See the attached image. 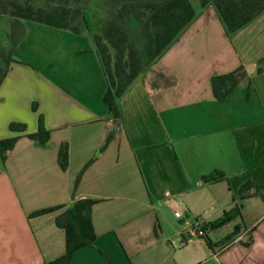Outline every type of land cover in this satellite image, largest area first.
I'll return each instance as SVG.
<instances>
[{
    "label": "crops",
    "instance_id": "0c3cea01",
    "mask_svg": "<svg viewBox=\"0 0 264 264\" xmlns=\"http://www.w3.org/2000/svg\"><path fill=\"white\" fill-rule=\"evenodd\" d=\"M197 12L119 99L118 119L104 100L106 76L95 46L82 42L86 36L25 22L26 35L0 86V139L18 137L5 162L0 156V264H49L64 255L66 233L56 224L62 210L31 215L70 204L76 177L95 156L76 199L99 200L91 209L96 240L75 250L70 264L264 262L259 195L241 201L242 220L230 224L243 221L246 228L226 248L211 249L205 238L186 233L184 219H218L246 180L264 187V71L255 66L264 55V14L231 39L214 9ZM241 62L252 87L246 79L217 100L212 76ZM41 114L50 131L44 145L27 136L38 131ZM13 122L26 129L11 130ZM64 142L67 170L58 161ZM215 170L226 178L203 181ZM252 229L246 247L241 242L251 240Z\"/></svg>",
    "mask_w": 264,
    "mask_h": 264
},
{
    "label": "trees",
    "instance_id": "16d2710c",
    "mask_svg": "<svg viewBox=\"0 0 264 264\" xmlns=\"http://www.w3.org/2000/svg\"><path fill=\"white\" fill-rule=\"evenodd\" d=\"M95 0H0V17L8 24L4 31L0 24V86L6 78L11 64L15 62V52L26 35L25 22H36L54 28L69 30L75 34H83L84 30L92 31V21L89 6ZM105 4L106 17L101 33L93 35L95 51L99 57L107 80V90L104 100L109 112L118 119L120 117L119 99L139 76L156 64L157 60L167 49L178 40L185 29L197 18L198 12L190 0H101ZM201 7L213 6L220 19L225 35L233 37L237 32L248 26L264 13V0H200ZM7 19V20H6ZM264 60L262 56L258 63ZM264 67L259 66L257 72L261 74ZM248 79V88L252 87L245 65L242 63L234 70L213 75L211 87L217 100H226L239 86ZM154 88L159 87L157 80H153ZM37 110V103L33 104ZM11 130H25L26 125L13 122ZM116 130L111 131L104 145L102 153L115 137ZM29 138L41 145L50 139V131L46 129L44 117L39 116V126L36 133L28 134ZM18 137L0 139V156L5 162L8 153L14 148ZM95 156L88 162L75 180L70 204L45 208L33 213L38 216L45 213L62 210L56 217L58 227L66 233V251L61 257L49 264H70L75 250L84 246H93L96 240L94 226L91 220L92 206L98 199H76V191L84 171ZM58 161L63 170L70 164L69 144H61ZM223 172H214L203 176V181L214 182L225 179ZM259 195L264 199V187L253 179L246 180L239 188L238 198L231 207L225 210L221 217L213 221H203L202 229L211 249L226 248L244 230L243 221L235 224L233 230L218 242H213L208 233L227 226L231 222L241 219L243 199ZM194 220H199L196 217ZM253 230L248 232L249 241L241 243L250 247ZM105 254V253H104ZM261 264H264L261 263Z\"/></svg>",
    "mask_w": 264,
    "mask_h": 264
},
{
    "label": "rangeland",
    "instance_id": "374dc122",
    "mask_svg": "<svg viewBox=\"0 0 264 264\" xmlns=\"http://www.w3.org/2000/svg\"><path fill=\"white\" fill-rule=\"evenodd\" d=\"M191 3L193 4V6L195 7L196 10L200 11L202 10L201 7V3L200 0H190ZM211 7L212 9H214L213 6H208ZM105 8V4L104 2H102L101 0H95L94 2H92L89 6L90 12H91V17H92V21L94 23V27L92 31H88L87 29L84 30L83 34L84 36H86L87 40H83L82 42L85 43V45H87V42H89L90 44H93L95 46V43L93 41V35L95 33H101L102 32V26L106 17V13L104 11ZM215 10V9H214ZM216 12V10H215ZM264 14V13H263ZM262 17V16H261ZM259 18V17H258ZM219 19V18H218ZM7 20V19H6ZM220 20V19H219ZM0 24L3 26L4 31L8 29V24L7 22L2 19L0 17ZM222 24V23H221ZM250 25V24H249ZM247 27V26H246ZM245 27V28H246ZM244 29V28H243ZM242 29V30H243ZM240 32V31H239ZM237 34V33H236ZM235 34V35H236ZM234 35V36H235ZM233 36V37H234ZM231 37V39L233 38ZM229 38V37H228ZM264 56V55H263ZM259 58L257 59V61H255L256 63V68H258L259 66L264 67V60L259 64L258 63ZM242 64V62L240 63ZM247 66V65H246ZM247 68V67H246ZM146 73V70L142 73V75ZM233 229V224H229L227 226H224L222 228L216 229L211 231V238L212 240H217L219 238H223L225 235H227L231 230ZM210 264H216L214 261L211 262Z\"/></svg>",
    "mask_w": 264,
    "mask_h": 264
},
{
    "label": "built area",
    "instance_id": "2783aa9c",
    "mask_svg": "<svg viewBox=\"0 0 264 264\" xmlns=\"http://www.w3.org/2000/svg\"><path fill=\"white\" fill-rule=\"evenodd\" d=\"M176 216L181 218L182 214L177 212ZM202 223L203 221L201 220H194L189 218L184 219V224L187 225V229H186L187 236L190 238H198L203 236L204 231L202 229Z\"/></svg>",
    "mask_w": 264,
    "mask_h": 264
}]
</instances>
